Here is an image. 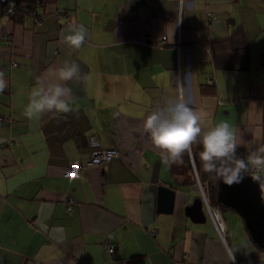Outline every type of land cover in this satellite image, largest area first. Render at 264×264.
Returning <instances> with one entry per match:
<instances>
[{
  "label": "crops",
  "instance_id": "1",
  "mask_svg": "<svg viewBox=\"0 0 264 264\" xmlns=\"http://www.w3.org/2000/svg\"><path fill=\"white\" fill-rule=\"evenodd\" d=\"M17 1L21 11L0 15V140H13L0 149V264H264L235 210L216 207L224 239L203 200L204 221L186 215L201 197L200 146L167 165L143 130L181 81L202 129L226 120L245 155L264 146V0H44L41 25L27 13L36 0ZM70 23L88 30L78 50L62 40ZM65 61L87 74L67 82L74 110L27 119L37 77ZM91 136L119 155L86 165ZM74 162L78 175L65 176ZM159 185L174 190L169 213L157 210Z\"/></svg>",
  "mask_w": 264,
  "mask_h": 264
},
{
  "label": "clouds",
  "instance_id": "2",
  "mask_svg": "<svg viewBox=\"0 0 264 264\" xmlns=\"http://www.w3.org/2000/svg\"><path fill=\"white\" fill-rule=\"evenodd\" d=\"M61 35L68 47L78 50L85 44L88 30L83 24L70 23ZM85 80L87 74L76 62L65 61L62 66L50 69L48 76L37 77L23 115L32 120L44 113L72 112L75 98L67 82ZM6 87L4 72L0 71V93ZM143 130L153 146L160 150L164 164H182L184 155L191 157L193 146L199 145L202 168L215 179L231 186L242 182L245 175L251 172V178L264 188V146H258L242 156L238 154L241 144L238 143L236 129L228 121H221L206 131L202 129L201 115L186 102L181 81H177L175 98L168 99L147 114Z\"/></svg>",
  "mask_w": 264,
  "mask_h": 264
},
{
  "label": "water",
  "instance_id": "3",
  "mask_svg": "<svg viewBox=\"0 0 264 264\" xmlns=\"http://www.w3.org/2000/svg\"><path fill=\"white\" fill-rule=\"evenodd\" d=\"M246 174L242 182L231 186L217 180V201L235 210L242 218L244 227L255 245L264 248V188ZM174 190L166 185L157 188V210L169 213L173 209ZM185 213L195 222H202V198L196 197L185 206Z\"/></svg>",
  "mask_w": 264,
  "mask_h": 264
},
{
  "label": "built area",
  "instance_id": "4",
  "mask_svg": "<svg viewBox=\"0 0 264 264\" xmlns=\"http://www.w3.org/2000/svg\"><path fill=\"white\" fill-rule=\"evenodd\" d=\"M44 4V1L41 2H37L34 4V6H30L29 8H27V13L33 17V20L35 22V24L37 25H41L44 21L45 18V13H38L36 11V9L34 7H36L37 5H41ZM22 10V5L19 4L16 0H0V15H5L8 17H11L13 15H15V13L17 11H21ZM53 14L57 17V18H62L64 20L68 19V12L65 8H57L53 11ZM9 37V36H8ZM166 36H162L160 38L159 43H164ZM17 62H12L11 65H16ZM212 81V79H210ZM7 120L5 116H3L2 114H0V128L2 126V124L4 123V121ZM8 120H10L8 118ZM13 143V140H0V149L4 146V145H10ZM89 144L92 147V150L90 152V156L88 158V160L86 161V165H91V166H99L101 164H103L104 162L110 160L112 157L119 155L120 151L118 148L116 147H109V148H102L100 147V143L98 141V139L95 136H91L89 139ZM238 154L239 155H245V151L242 148H238ZM80 170V164L78 162H74L71 164V166L64 172L65 176H74V175H78ZM194 174H195V178L197 180V183L199 185V189H200V193H201V198L204 202V204L206 205V208L216 226V229L220 235V237L222 239H224V233H225V223L223 220V216L222 213L220 212V210L214 206H211L207 200V197L204 193V190L199 182L196 170L194 168ZM248 174H252L251 172H249ZM65 202H66V209L70 210L72 209V207L75 204V201L73 198L71 197H66L65 198ZM150 234H155L156 233V229L152 228L149 230ZM104 248L106 250V252L108 253H112L114 250V244L111 241L110 236H108L105 240H104Z\"/></svg>",
  "mask_w": 264,
  "mask_h": 264
},
{
  "label": "trees",
  "instance_id": "5",
  "mask_svg": "<svg viewBox=\"0 0 264 264\" xmlns=\"http://www.w3.org/2000/svg\"><path fill=\"white\" fill-rule=\"evenodd\" d=\"M36 1L37 2H41V1H44V0H36ZM43 6L46 8V2L45 1H44V5ZM197 174H198L199 181L201 183V186H202V188L204 190V193H205V195L207 197V200H208L209 204L211 206L218 207V208H220L222 210L227 208V207L219 204V202L217 201V191H218L217 180L212 175L206 173L204 170L201 173L198 171ZM225 235H226V230H225V233H224V238H225Z\"/></svg>",
  "mask_w": 264,
  "mask_h": 264
},
{
  "label": "rangeland",
  "instance_id": "6",
  "mask_svg": "<svg viewBox=\"0 0 264 264\" xmlns=\"http://www.w3.org/2000/svg\"><path fill=\"white\" fill-rule=\"evenodd\" d=\"M228 210H229V209H227V210L224 211V215H225V217H227Z\"/></svg>",
  "mask_w": 264,
  "mask_h": 264
}]
</instances>
